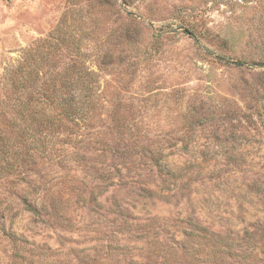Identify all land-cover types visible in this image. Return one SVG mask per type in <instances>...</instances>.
<instances>
[{
	"label": "rangeland",
	"instance_id": "obj_1",
	"mask_svg": "<svg viewBox=\"0 0 264 264\" xmlns=\"http://www.w3.org/2000/svg\"><path fill=\"white\" fill-rule=\"evenodd\" d=\"M0 264H264V0H0Z\"/></svg>",
	"mask_w": 264,
	"mask_h": 264
}]
</instances>
